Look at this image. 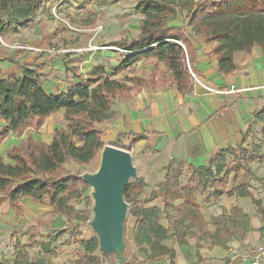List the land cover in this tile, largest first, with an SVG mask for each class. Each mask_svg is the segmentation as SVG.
<instances>
[{
	"label": "trees",
	"instance_id": "trees-1",
	"mask_svg": "<svg viewBox=\"0 0 264 264\" xmlns=\"http://www.w3.org/2000/svg\"><path fill=\"white\" fill-rule=\"evenodd\" d=\"M40 1L0 0V33L8 21L15 20L21 25L30 23ZM150 3L141 9L145 19L140 23V34L117 42L121 43L125 52L111 75L104 65H97L89 72L86 81L57 95L46 91L36 68L24 67L23 76L0 79V143L11 132L22 136L29 130H40L50 116L61 110H64L63 117L67 122V130L56 129L50 143L35 141L29 135L22 147L14 145L7 151L9 161L0 157V201L8 197L10 207L18 215H22V200L32 198L40 203L47 200L53 215L80 218L70 202L86 189L88 183L81 174L66 171L64 165L67 161L85 165L96 157L104 146L97 124L109 116L116 99L131 96L132 87L111 76L143 59L152 58L166 64L167 71H153L147 78L128 80L135 85L156 86L165 83L166 74L171 73L169 81L181 92H187L193 84L186 60L188 57L192 65V34L184 25L173 20L175 7L158 0H150ZM187 18L204 42L216 43L212 52L217 56L220 72L236 68L235 52H249L255 45L264 50V0L213 1L195 10L190 9ZM160 73L161 76L157 77ZM127 134L134 140L141 136ZM232 152L231 148L222 149L210 165L194 168L186 185H180L179 179L183 174L182 167L187 165L182 161L170 163L158 190L152 191L141 204L138 200L146 186L144 178L134 179L126 186L124 197L130 204V218H135L133 239L142 253L150 259L169 256L172 261L176 255L175 248L164 243L173 233L161 222V208L145 205L156 198L161 197L165 207L171 200L183 198L174 224L176 229L182 227L177 234L179 245L188 244L185 235L192 224L201 229L208 226L196 196L208 191L207 180L215 172L221 174L224 171L226 158ZM173 164L177 166L172 167ZM241 169V166L228 168L222 181L226 184L229 175ZM227 195L252 197L264 216V206L249 193L246 186H237ZM212 196L219 195L213 193ZM205 200L209 201L207 197ZM213 223L217 230L221 229L217 220ZM211 237L216 242H224L218 239L216 233H211ZM82 244L84 252L76 264H102L96 236L82 241ZM197 246L200 247V243Z\"/></svg>",
	"mask_w": 264,
	"mask_h": 264
},
{
	"label": "crops",
	"instance_id": "crops-1",
	"mask_svg": "<svg viewBox=\"0 0 264 264\" xmlns=\"http://www.w3.org/2000/svg\"><path fill=\"white\" fill-rule=\"evenodd\" d=\"M23 26L25 25L17 27L8 21L0 33V36L5 38V43L10 45L7 48L0 42L2 79L23 76L24 67L38 68L46 91L57 95L86 81L89 72L99 65L98 63L86 69L88 65L84 62L98 57V45L89 47L76 44L62 45V40L59 41L60 35L46 34L47 31L39 28L30 29L31 32L25 35ZM13 27L16 29L13 30ZM192 39L193 52L190 56L200 83L193 82L187 92H181L169 81L171 73H168L163 84L135 85L128 79L147 78L153 71H167L166 64V68L161 66L157 68L154 61L160 64H164L163 62L152 58L143 59L134 65L138 68L147 67L149 72L146 74L147 77L129 75L125 80L121 79L118 75L130 67L117 74L114 79L132 87L131 96L116 99L109 116L97 124L102 133L101 140L104 146L113 145L132 153L139 177H143L146 183L143 194L158 190L170 163L182 161L192 169L210 165L222 149H237L243 146L250 139L251 129L259 124L264 125V50L258 45L254 46L253 55L245 60L234 58L236 68L224 73L219 71L218 59L212 52L211 45L193 35ZM82 49L83 51H80ZM89 50L94 51L90 55H83ZM65 59L74 62L69 66L67 65L69 63H64ZM71 67H75V70L73 71ZM160 76L161 73L157 77ZM207 87H215L219 92L211 93ZM57 114L63 116L64 110ZM55 115L50 116L42 128L46 127L48 120ZM42 128L29 130L22 136L11 132L1 141L0 154L7 153L14 145H19L28 132L42 131ZM127 133L141 136L134 140L133 136ZM260 156L258 160L249 162L248 168L242 167L241 170L229 175L226 183L229 188L226 189L224 196L230 201L224 202V206L228 210V219L230 222L245 223L243 228H238L236 224L237 229L235 227L230 229L220 224L221 229L217 230L215 226L211 232L216 233L218 239L223 238L224 240H221L223 243L215 241L211 247L204 246L201 242H199L201 246L198 247L196 241L177 245L174 247L176 255L173 261L169 256L150 259L140 252L142 260L134 261L133 264H223V261L228 260L229 247L237 246L244 249L262 241L264 216L255 206L252 197L227 195L233 188L244 185L264 206V155ZM240 174L242 176L238 181L236 176ZM162 202V198L159 197L145 205L162 208ZM43 203L25 198L21 205H25V212L33 215L34 208ZM48 206L51 208L48 212L50 210L53 223L61 221L60 215H53L52 207L49 204ZM10 209L13 210L11 207ZM201 210L203 212V209ZM214 218H222L221 213ZM134 221L135 218H132L131 222ZM220 232L225 233L227 238L220 235Z\"/></svg>",
	"mask_w": 264,
	"mask_h": 264
},
{
	"label": "rangeland",
	"instance_id": "rangeland-1",
	"mask_svg": "<svg viewBox=\"0 0 264 264\" xmlns=\"http://www.w3.org/2000/svg\"><path fill=\"white\" fill-rule=\"evenodd\" d=\"M158 1L175 7L176 14L173 15V20L179 25H184L194 37L201 41V34L189 25L187 15L190 9L195 10L201 5H207L218 0ZM147 4H151L150 0H41L37 5V11L33 15L31 23L22 28L25 35L31 32L30 29L36 30V28L44 29L47 31L46 34L60 35L59 41L62 40V45L76 44L82 47L98 45V57H93L88 62L84 60L88 65L86 69L99 63V65H104L108 74L111 75L113 68L124 53L121 43L117 42L124 39H133L140 34V23L145 19L141 9ZM2 15L4 14L2 13ZM1 21H4V19ZM11 24L21 27L14 20L11 21ZM69 25L72 27H69ZM15 29L13 27V30ZM1 38L0 42L8 48L10 45L5 43L4 37ZM206 43L210 44L212 49L216 44L215 42ZM51 44L53 45V43ZM253 48L249 52H235L234 58L245 60L253 55ZM93 51L89 50L84 52L83 55H90ZM65 60L64 63H69L67 64L69 66L74 62ZM154 62L157 68L160 66L166 68L165 64ZM71 69L74 71L75 67H71ZM147 73H149L147 67L138 68L133 65L118 76L125 80L129 75H132L131 77L143 75L147 77ZM1 76L0 74V79H2ZM44 76L47 77L46 74ZM115 76L117 77V75L111 77L114 78ZM56 129L67 130V122L61 114L50 118L42 131L28 132L27 136L31 135L35 141L51 142ZM25 138L19 144L21 147L25 143ZM101 152L102 149L88 164L80 165L73 161H67L64 168L74 174L94 173L100 166ZM261 154L264 155V125L259 124L251 129L250 139L243 146L233 149V152L227 156L224 171L221 174L215 172L207 180L208 191L197 194V200L202 207L201 209H203L208 226L201 229L197 224H192L186 230V239L197 243L201 242L204 246L211 247L215 242L211 237V231L215 229L213 221L217 220L218 223L226 225V228L230 227V229L233 227L237 229L236 224H238V228L244 227L245 223L230 222V219H228V210L224 206V202L229 203L230 200H227L224 194L229 187L227 188L222 179L228 168L235 166L248 168L249 162L258 160ZM0 157H4L5 161H9L6 152H1ZM176 166V164L172 165V167ZM182 169L183 174L179 182L180 185H186L193 169L188 166H184ZM241 176L242 174L236 176V180L239 181ZM91 190L92 186L88 184L86 189H83L70 202L80 218H69L67 215L59 214L61 221L57 220L55 223L50 218L51 213L50 210L48 212V209L51 208L48 206L47 200L42 205L34 208L33 215L25 212L26 207L22 205L23 215L18 217L17 213L10 209L8 197H5L0 202V264H76L80 254L84 252L82 241L95 236L88 225L92 217L94 203ZM213 193L220 196H212ZM149 194L147 192L142 194L138 204L143 203ZM206 197H209L210 201H206ZM182 201L183 198L171 200L166 207L164 202L161 204V222L173 233L172 237L164 242L170 247L179 245L177 234L179 229L182 230V227L176 229L174 224H176L175 219L178 217V206ZM218 213H221L222 218L215 219L214 217ZM130 217L129 212L126 224V241L129 256L132 258L129 264H133L134 261L138 262L142 259L139 254L141 250L133 239V223ZM49 219L50 222L48 223ZM220 235L227 238V235L223 232H220ZM219 240L224 239L219 238ZM102 264L108 263L102 262Z\"/></svg>",
	"mask_w": 264,
	"mask_h": 264
},
{
	"label": "water",
	"instance_id": "water-1",
	"mask_svg": "<svg viewBox=\"0 0 264 264\" xmlns=\"http://www.w3.org/2000/svg\"><path fill=\"white\" fill-rule=\"evenodd\" d=\"M92 186V217L88 225L99 243L101 261L129 264L126 224L130 204L125 200L126 186L139 178L138 168L129 150L113 145L102 148L100 166L94 173L81 175Z\"/></svg>",
	"mask_w": 264,
	"mask_h": 264
},
{
	"label": "built area",
	"instance_id": "built-area-1",
	"mask_svg": "<svg viewBox=\"0 0 264 264\" xmlns=\"http://www.w3.org/2000/svg\"><path fill=\"white\" fill-rule=\"evenodd\" d=\"M69 27L72 26L69 25ZM18 47L22 48L23 46ZM26 48L30 47L26 46ZM80 51H83V49ZM186 60L188 71L191 74L193 81L200 83L198 74L194 70L193 66L190 64L188 57L186 58ZM207 89L211 93L219 92V89L215 87H207ZM223 264H264V239L259 243L249 245L244 249H240L237 246L229 247L228 260L223 261Z\"/></svg>",
	"mask_w": 264,
	"mask_h": 264
}]
</instances>
